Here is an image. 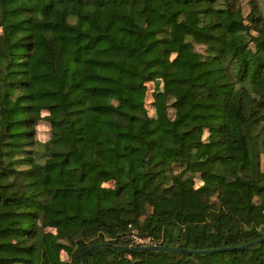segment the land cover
I'll use <instances>...</instances> for the list:
<instances>
[{"label": "trees", "instance_id": "1", "mask_svg": "<svg viewBox=\"0 0 264 264\" xmlns=\"http://www.w3.org/2000/svg\"><path fill=\"white\" fill-rule=\"evenodd\" d=\"M250 4L0 0V264H82L133 235L189 249L264 236V16ZM148 82L163 87L155 114ZM86 264H264V241L107 246Z\"/></svg>", "mask_w": 264, "mask_h": 264}, {"label": "rangeland", "instance_id": "2", "mask_svg": "<svg viewBox=\"0 0 264 264\" xmlns=\"http://www.w3.org/2000/svg\"><path fill=\"white\" fill-rule=\"evenodd\" d=\"M239 2V4L242 6L243 11L245 16H247L251 10H252V6L250 4L251 0H236ZM260 7H261V13L264 16V0H258ZM262 29V28H261ZM261 29H253V34H258V32ZM197 49L200 51H204V46H197ZM259 54V52L257 50H255L254 45H250L249 50H248V56L250 58L251 61H254L257 58V55ZM146 90H147V94H146V104L149 108L150 113H154L155 114V106L158 103L159 99H163V96L161 94L163 87L162 84L160 82L156 83H150L148 82L146 85ZM171 114H173V110L171 109ZM51 135V126L50 123L46 120H42L39 122V124L37 125V131H36V138L37 140L41 141V142H45L49 139ZM207 132L205 133V137H207ZM62 257L63 258H68V255L66 254V252L62 253Z\"/></svg>", "mask_w": 264, "mask_h": 264}, {"label": "water", "instance_id": "3", "mask_svg": "<svg viewBox=\"0 0 264 264\" xmlns=\"http://www.w3.org/2000/svg\"><path fill=\"white\" fill-rule=\"evenodd\" d=\"M261 241H264V236L256 239L254 241H250L248 243L239 245V246H225V247H219V248H207V249H189V248H182L177 246H164L159 244H147V245H118V244H111V243H98L89 246L85 250H83L81 258H82V264H86V254L89 251H92L97 248L112 246L116 249L120 250H173V251H184L188 253H215V252H221V251H229V250H236V249H243L247 246H250L255 243H259Z\"/></svg>", "mask_w": 264, "mask_h": 264}, {"label": "built area", "instance_id": "4", "mask_svg": "<svg viewBox=\"0 0 264 264\" xmlns=\"http://www.w3.org/2000/svg\"><path fill=\"white\" fill-rule=\"evenodd\" d=\"M134 239L136 242H139L141 245H147L150 244V239L149 238H142L136 235H133Z\"/></svg>", "mask_w": 264, "mask_h": 264}]
</instances>
